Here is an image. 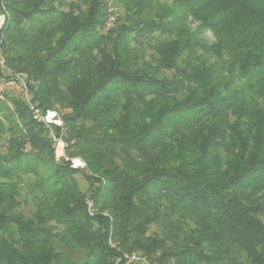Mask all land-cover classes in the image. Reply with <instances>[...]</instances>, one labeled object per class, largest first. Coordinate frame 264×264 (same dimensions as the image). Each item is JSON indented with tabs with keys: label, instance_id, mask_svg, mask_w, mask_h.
<instances>
[{
	"label": "trees",
	"instance_id": "1",
	"mask_svg": "<svg viewBox=\"0 0 264 264\" xmlns=\"http://www.w3.org/2000/svg\"><path fill=\"white\" fill-rule=\"evenodd\" d=\"M7 6V65L91 175L0 101V264H264V0Z\"/></svg>",
	"mask_w": 264,
	"mask_h": 264
},
{
	"label": "built area",
	"instance_id": "2",
	"mask_svg": "<svg viewBox=\"0 0 264 264\" xmlns=\"http://www.w3.org/2000/svg\"><path fill=\"white\" fill-rule=\"evenodd\" d=\"M110 5L114 0H107ZM110 12L117 13V9H110ZM117 14L112 15L109 24L112 25L116 20ZM11 14L8 10L7 0H0V101L7 104L14 110V100H18L24 104L33 121L42 125L49 135L55 149L57 160H65L72 164L74 169L91 175L89 167L80 157H68L66 155V129L65 124L61 120V115L57 109L41 107L39 102L35 100L36 83L29 77L27 73L17 72L10 69L6 62L4 54L3 42L7 25L10 21ZM58 130L61 131L58 134ZM26 151L31 150L29 144L26 145ZM87 211L91 217L100 214L96 207L95 201L91 195L87 197ZM108 216V213H103ZM129 261L139 262L140 264H150L146 258L140 257L138 254L126 255Z\"/></svg>",
	"mask_w": 264,
	"mask_h": 264
},
{
	"label": "rangeland",
	"instance_id": "3",
	"mask_svg": "<svg viewBox=\"0 0 264 264\" xmlns=\"http://www.w3.org/2000/svg\"><path fill=\"white\" fill-rule=\"evenodd\" d=\"M118 15L122 16L123 14V9H119L117 11ZM195 25H193L192 27H194ZM208 38L210 40H212V36L210 34H208ZM58 110V108H57ZM60 111V110H59ZM71 111L70 110H67V111H63L64 114H67V113H70ZM67 155V154H66ZM68 156V155H67ZM69 157V156H68ZM58 162L60 163H63V160H59ZM77 179L79 181V184H80V188L82 189L83 192H85L86 194H89L90 192V185H89V182L87 181L86 177L83 175V174H78L77 175ZM27 180V178H26ZM28 181H32L34 182L35 181V177L34 176H31L30 177V180ZM22 211L26 214V215H30L33 211H34V204H33V201L31 198H29V202L28 204H25L23 207H22ZM159 229L156 227V226H153L152 228V232H156L158 231ZM113 242V241H112Z\"/></svg>",
	"mask_w": 264,
	"mask_h": 264
}]
</instances>
